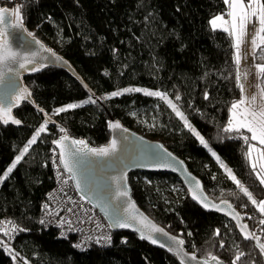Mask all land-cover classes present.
I'll return each instance as SVG.
<instances>
[{
	"label": "trees",
	"instance_id": "trees-1",
	"mask_svg": "<svg viewBox=\"0 0 264 264\" xmlns=\"http://www.w3.org/2000/svg\"><path fill=\"white\" fill-rule=\"evenodd\" d=\"M5 4L13 3L0 0V5ZM18 5L27 29L69 60L86 84L104 98L100 103H84L90 97L61 70L47 69L24 77L34 101L46 113L68 104L82 106L54 114L57 125H46L13 172L0 182V219L9 216L23 229L8 244L11 254L0 246V264H178L164 251L127 232L112 231L109 247L81 251L73 245L72 235L64 238L57 229L39 224L40 204L54 185L49 158L60 129L101 147L109 140L110 118L140 134L147 132L146 137L161 141L182 157L207 194L229 201L264 243V225L259 223L264 216L234 183L224 180L212 155L219 156L257 202L264 199V186L246 159L247 145L240 138L250 134L223 131L229 108L240 97L232 38L223 30L213 31L209 24L215 15L226 13L223 0H18ZM126 88L166 93L205 138L208 148L157 97L130 92L105 99ZM14 115L21 126L0 124V175L44 124L42 115L28 104ZM144 178L181 185L170 175L129 174L137 205L182 237L188 251L207 260L214 255L222 264H231L243 251L245 256L238 264H264L259 249L244 242L230 222L200 209L185 191L181 198L167 195L166 201ZM217 229L219 236L215 235ZM0 240L4 241L1 236Z\"/></svg>",
	"mask_w": 264,
	"mask_h": 264
},
{
	"label": "snow or ice",
	"instance_id": "snow-or-ice-1",
	"mask_svg": "<svg viewBox=\"0 0 264 264\" xmlns=\"http://www.w3.org/2000/svg\"><path fill=\"white\" fill-rule=\"evenodd\" d=\"M224 4L227 7L226 13L216 15L212 19H210L209 24L213 31L217 29H221L224 32L228 33V35L232 38V47L235 50L233 61L236 64L237 68H239L241 63V47L245 44L247 38H250L252 53L255 56L257 49H260L262 53H264V0H223ZM227 16V19H225ZM0 69L7 68L8 71L14 72L15 70L9 67L10 63L19 64V68L25 69L27 64L33 63V60L28 56L21 57L20 53L14 51L9 44V36L12 35L8 30L9 29H23V16L21 7L17 6L11 10L5 7H0ZM29 36H32V33H28ZM33 39H35L33 37ZM37 44L40 42L35 41ZM45 51H50L48 49H44ZM54 55V54H53ZM35 56V53L32 54ZM264 58V56H262ZM44 65H40L43 67ZM40 67H33L31 71H39ZM255 73L258 77L262 79L264 82V63H258L255 65ZM4 76V72L0 71V79ZM236 86L240 89L242 95L241 98L237 101H234L229 108V119L227 121V125L223 128L225 133H237L240 134L241 130H245L250 135H241L242 138L247 145V151L245 152L246 159L249 160L250 166L253 172L256 174V178L258 179L260 185L264 186V87L259 88V92L256 95H249L245 97L243 95L245 91V86L241 82L242 77L240 72L238 71L236 74ZM243 79H247V73L244 74ZM9 88L12 89L11 93H6L4 100L0 101V122L5 125L9 123L13 125H20L21 121L16 119L12 115L13 108L17 107L22 100H25L31 96V93L27 91V89H16L15 79H11L8 82ZM130 92H143L146 96L157 97L160 100L164 101L169 108L175 113V115L183 121L184 127L187 128L192 134L199 140L200 144L205 148H208V143L205 138L200 135L199 132L189 123L186 119L184 113L179 110L176 104L172 102V100L168 99L166 93H162L160 91H149L141 88H126L122 91H114L110 94V96L105 97V99H110L111 97L120 96L123 93ZM180 97L177 96L176 100H179ZM205 99H207V93L205 94ZM84 103H96L94 99L91 97L84 101ZM82 105L79 104H68L65 107H60L55 109L54 114H59L66 112L70 109H74L80 107ZM42 112L43 109H40ZM49 121H45L44 124H41L40 127L35 131L34 135L27 141V144L23 147V149L19 152L18 155L15 156L14 160L11 162L10 166L0 175V182H3L10 173L17 167L20 161L23 159L26 153H28L30 147L37 142V139L41 136V133L46 131V125ZM109 128L118 129L121 127L119 123H110ZM60 131L65 133L58 140L53 141L57 148L60 149L58 154V162L59 165L63 167L64 171L70 173V179H75V169L79 165L80 160L83 156L92 155L96 157H106L111 153L116 151V141L112 140L107 147L100 148H89L84 140H71V145L75 147V151H69L66 149L65 142L69 140L68 135L66 134L65 129L61 128ZM236 138V137H230ZM252 141H255L256 144H253ZM259 145L260 147H257ZM81 146V147H76ZM209 151L212 150L209 148ZM253 153H256L255 158H253ZM212 155L220 161L219 156L215 152H212ZM222 168L225 169L228 178L235 183L237 188H239L240 192L243 193L244 196L256 207L259 213L264 216V200H260L257 202L253 198L252 193L233 175L232 171L228 169L223 163L220 164ZM175 171V169H173ZM124 179V177H121ZM67 183V180L64 181ZM196 186L199 188V181H196ZM76 188H80L79 182L76 183ZM192 193V199L196 200L198 203H201L202 206L208 208L210 205L207 202L206 197H199L196 194V191L193 189H189ZM128 191L124 186H120L114 193L113 198L119 200L120 198L127 197ZM83 199V197H81ZM226 203V202H224ZM47 207V205H45ZM216 211H223L217 205H211ZM128 208H135V205L130 201L128 203ZM228 208L231 209L232 205L228 204ZM69 212L72 211L71 208L68 209ZM128 211V209H125ZM226 215H231V213L226 212ZM115 216V226L119 228H129L132 225L128 222V220L135 221L138 224H141L144 228L149 229L150 233H164V230L156 227L154 224H150L146 218L138 215H130L127 219L121 217L119 213H114ZM233 219L237 221V226L240 227L241 234L243 235L244 240H255L256 244L255 248L259 249V253L261 256H264V243L260 242V237L257 236L254 232L247 231V225H240L239 218L235 215L232 216ZM40 223H44L43 220ZM260 225H264V219L259 221ZM0 232H2L5 236H9L12 232L23 231V229H17V227L12 224L11 221H0ZM134 231L138 229L133 228ZM191 235V233H189ZM215 235L219 236L220 232L217 229ZM103 239L111 243L110 237H103ZM140 239L148 240L152 244H158V240L153 238L151 234L145 235L143 232L140 234ZM171 240L178 246L177 251L174 254H179V246H183L185 241L183 239H177L176 237H170ZM126 242V241H123ZM0 246H3L5 251L11 254V249L8 247L4 241L0 240ZM75 247H79V245H74ZM160 247H165L163 243H159ZM221 248L224 247L223 243L220 245ZM168 251H174L173 248L169 247ZM185 255H187L185 253ZM245 256L243 251H239L235 258L231 261V264H238L242 257ZM15 259V257H13ZM190 261H195L197 257L193 254L188 257ZM209 259L212 261H216L217 264H222L221 261L214 255H209ZM27 264V262H25ZM180 264H185V260L181 259ZM203 264H208V260H204Z\"/></svg>",
	"mask_w": 264,
	"mask_h": 264
},
{
	"label": "water",
	"instance_id": "water-1",
	"mask_svg": "<svg viewBox=\"0 0 264 264\" xmlns=\"http://www.w3.org/2000/svg\"><path fill=\"white\" fill-rule=\"evenodd\" d=\"M17 6L19 5L15 2L11 6L7 4L0 5V7H5L9 10ZM0 27L3 26L0 25ZM8 31L12 33V35L9 36L10 47L14 51L20 53L21 57L28 56L33 60V63L27 64L25 69L19 68L18 63H10L9 65V67L15 70L14 72L8 71L7 68L0 69V71L4 72L3 78L0 79V101L4 100L6 93L12 92V89L9 88L8 84L11 79H15L16 89H27V91L31 93L29 98L22 100L17 107L13 108L12 115L14 118L18 119L14 115V112L20 109L23 104H28L42 115L44 123L47 120L49 121L47 125H57L54 117L46 113L43 108L37 105L34 101L31 90L24 81L25 76L35 75L47 69L64 71L70 78L76 81L83 88L85 93L94 99L96 103L101 102L100 96L86 84L71 62L64 58L60 53L54 51L52 47L48 46L36 35L32 34V36H29L28 33L31 32L27 29L25 24L22 30L9 29ZM33 37L35 39H33ZM37 40L40 42L39 44L35 42ZM44 49H48L50 51H45ZM33 53H35L34 57L32 56ZM40 65L44 66L40 67ZM33 67H40V70L33 72L31 71ZM40 109H43V111L41 112ZM110 123H119L121 127L118 129H111L108 126L109 140L106 145L101 147H107L112 140H115L116 151L106 157H96L92 155L83 156L79 165L75 169V179L71 180L75 192L80 197H83V199L98 212L113 232H127L136 235L139 239L141 232L145 235L151 234L153 238L157 239L159 243H163L165 247H160L159 243L152 244L146 239H144V241L150 246L164 251L166 254L174 258L178 264H180L181 259L185 260V264H203V261L207 260L197 256L195 252L188 251L185 247V243L183 246H179V254H174L177 251L178 246L170 239V237H176L177 239L183 238L169 232L166 228L154 221L137 205L133 199L129 185L130 173L139 172L151 175L164 174L175 177L183 190L186 192L189 200L196 204L200 209L207 213H214L223 217L234 226L236 232L244 242H252L254 245L256 244L255 240H244L240 227L237 226V221L232 218L233 215L237 216L239 218L240 225H247V231L252 232L248 223L244 221L241 213L229 201L224 199L215 200L211 198L205 191L200 178L189 169L186 161L182 157L167 148L161 141L150 139L125 126L119 119L110 118L108 120V125ZM0 124L2 126L10 125L19 127L22 125V122L20 125H13L11 123L5 125L2 122H0ZM64 134L65 133H61L53 141L58 140ZM67 135L69 140L65 142L66 149L74 152L75 147L71 145V140L83 139H75L69 134ZM53 141L52 146L55 148L57 154H59L60 149L56 147ZM85 143L89 148H100L89 145L86 141ZM173 169H175V171H173ZM62 170L64 171L63 167ZM67 174L69 176L71 175L70 173ZM121 177H124V179H121ZM196 181H199V188L196 186ZM77 182L80 184L79 189L76 188ZM120 186L127 188L128 196L117 200L114 199L113 196L117 188ZM190 188L196 191V194L199 197H206L210 206L205 208L201 203L193 200L192 193L189 191ZM129 201L135 205V208H128ZM228 204L232 205L231 209L228 208ZM211 205H217L223 209V211H216L211 207ZM125 209H128V211H125ZM226 212L231 213V215H226ZM114 213H119V215L125 219H127L130 215L143 216L150 224H154L156 227L163 229L164 233H167V235H164L163 233H150L149 229L144 228L141 224L132 220H128L132 227H116ZM133 228L138 230L134 231ZM169 247L173 248L174 251H168ZM185 253L187 255H185ZM193 254L197 257V259L195 261H190L188 257ZM208 264H217V262L208 260Z\"/></svg>",
	"mask_w": 264,
	"mask_h": 264
},
{
	"label": "built area",
	"instance_id": "built-area-1",
	"mask_svg": "<svg viewBox=\"0 0 264 264\" xmlns=\"http://www.w3.org/2000/svg\"><path fill=\"white\" fill-rule=\"evenodd\" d=\"M49 161L54 185L40 204V226L44 229L55 228L58 230L59 236L64 238L72 235L74 237L73 245H79L76 249L81 251L88 250L93 246L101 248L111 246L112 230L98 212L75 192L70 176L59 165L55 148L50 152ZM65 180L67 183H64ZM69 208L72 209L71 212L68 211ZM41 220L44 221L43 224L40 223ZM0 221H11L19 229L16 222L9 216L1 218ZM18 232L19 230L12 232L9 236L0 232V236L8 245L18 235ZM254 233L260 236L258 232L254 231ZM103 237H110L111 243L106 242Z\"/></svg>",
	"mask_w": 264,
	"mask_h": 264
},
{
	"label": "rangeland",
	"instance_id": "rangeland-1",
	"mask_svg": "<svg viewBox=\"0 0 264 264\" xmlns=\"http://www.w3.org/2000/svg\"><path fill=\"white\" fill-rule=\"evenodd\" d=\"M11 2L12 3H14V2L18 3L17 0H11ZM217 15H220V14H217ZM225 19H227V16H225ZM258 50L259 49H257V51ZM234 52H235V50L233 49V56H234ZM262 56H264V53H262L260 50H259V54H257V55L255 54V56L253 55L252 49H251L250 38H247L246 41H245V44L242 45V47H241V63H240L239 68H237V72L239 71L240 74H241V77H242V81L241 82L245 86V91L243 93V95L245 97H248L249 95L258 94L259 88L257 87V85H259L260 87H264V82H262L261 78L258 77L256 75V73H255V65L258 64V63H264V58H262ZM245 73H247V79H243V76H244ZM141 89H146V88H141ZM122 90H120V91H122ZM146 90L158 91V90H151V89H146ZM241 95H242V93L240 91L239 99L241 98ZM99 96H100V98H104L103 95H99ZM50 115L54 116V113H52ZM142 134H144L145 136H148L147 132L143 131ZM252 143L256 144L255 141H252ZM257 147H260V146L257 145ZM255 156H256V153H253V158H255ZM221 163L222 162H220V161L218 162L219 166H220ZM220 168L222 170L221 174L224 177V180L227 181V182L233 183V181H231L228 178V175H227L225 169L222 168L221 166H220ZM224 180H223V182H224ZM144 181H146L147 183L153 185L157 189V191L161 192L163 194L164 199H165V197L167 195H171V196H174L176 198H181L183 196V191H184L183 188L182 187L180 188V187H177V186L173 185L168 180L162 181L160 179H155V180H151L150 181L147 178H144ZM166 201H168V200H166Z\"/></svg>",
	"mask_w": 264,
	"mask_h": 264
}]
</instances>
